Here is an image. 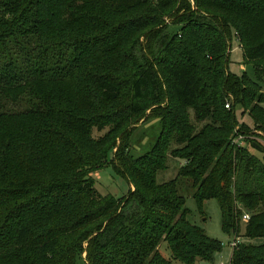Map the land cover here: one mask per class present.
Masks as SVG:
<instances>
[{"label":"trees","instance_id":"trees-1","mask_svg":"<svg viewBox=\"0 0 264 264\" xmlns=\"http://www.w3.org/2000/svg\"><path fill=\"white\" fill-rule=\"evenodd\" d=\"M154 106L161 133L136 158L126 123ZM239 109L264 129V0H0V264H78L84 252L88 264L212 263L223 244L191 223L182 185L200 208L218 201L228 236L248 214L257 242L230 264H264V156L233 144L238 127L251 134ZM170 155L186 163L159 183ZM110 156L134 187L124 198L84 173Z\"/></svg>","mask_w":264,"mask_h":264},{"label":"rangeland","instance_id":"rangeland-1","mask_svg":"<svg viewBox=\"0 0 264 264\" xmlns=\"http://www.w3.org/2000/svg\"><path fill=\"white\" fill-rule=\"evenodd\" d=\"M177 19V15H173V11L171 13H162V20L165 21V23L168 26H171V23ZM173 27V26H171ZM173 29H170L169 31H172ZM132 38V37H131ZM143 37L140 38V41H143ZM130 41V38L128 39V42ZM131 42V41H130ZM129 42V43H130ZM231 57H230V71L234 74L241 75L247 70V67L244 65L243 60V52L240 48V45L237 40H233L232 42V50H231ZM111 58V57H110ZM127 101V98H122L120 100L119 106L121 107L125 104ZM229 100L227 101V104H229ZM42 103L38 102V110L42 112L44 111L42 108ZM165 104H163L164 106ZM13 106V105H9ZM23 107V106H22ZM191 115L193 118V112L191 111ZM238 119L240 123H245L250 126L251 134H253L254 131L260 130L258 128L254 127L253 121L250 118V116L246 113L245 115L242 114V110L239 109L237 113ZM194 120V118H193ZM204 123L198 124L197 129H200ZM241 125V124H240ZM125 128H127L128 132V139L127 142L129 145V152L131 155L137 157H141L148 153L151 148L156 143V140L158 139L160 133H161V125L159 120V109L158 106H154L144 112L141 115H138L136 118H132L129 122L126 123ZM242 130L245 131V129L242 127H238L235 130V133L231 136L232 142L234 139L238 138L239 135H242ZM264 130V129H262ZM110 130L109 128H106L103 131H99L98 129L93 130V137L91 138L92 141L90 143H94L95 141L103 139L105 136L109 134ZM124 134V130H121L120 132H116L114 134L109 135V139H114V141L119 142L122 138V135ZM250 134V135H251ZM68 137H71L70 134H67ZM110 136L114 137L111 138ZM255 137V136H252ZM72 138L74 140H83V137L80 135H74ZM244 139V138H243ZM254 139V138H253ZM252 139V140H253ZM245 139L243 140V142ZM251 141V140H249ZM121 142V141H120ZM248 141L246 140L244 145ZM262 143V144H259ZM255 143L263 148L264 152V143L259 142ZM123 144H126L125 142ZM234 144V143H233ZM250 144V142H248ZM119 147V144L117 145ZM250 151L253 155L259 157L262 159L264 156L263 152H260L256 150L255 148L250 147ZM85 147H89L88 142L85 144ZM175 145L171 147L170 152L175 149ZM117 149H113L112 153L110 155H113L116 153ZM116 155V154H115ZM112 157L110 156L109 161H107L106 165L102 166L98 169H91V167H87V169L84 171V173L87 174V177L93 178L95 182V189L100 195H113L116 198H124L127 196L130 192V190H134V187L123 177L119 176L113 166L116 163L114 160H111ZM186 161L181 160L180 158H174L169 156L168 159V168L160 172L158 174V182L159 183H167L171 180H174L178 176V172L180 171V168L185 165ZM57 172H60L57 170ZM182 193L186 197V207L190 211L189 220L192 224L197 225L204 229L206 234L215 239L218 240L223 244V251L215 256L214 262H204V261H197L195 264H229L232 257L233 249L230 247V241L234 240L233 236H228L225 234L222 230V213L221 208L219 206V203L216 199L207 200L203 203L202 209L200 208L199 204L194 200L192 197V192L186 185H182ZM245 223L242 220L241 224V231L238 235L240 238V242L244 244H250L257 241H251L245 237ZM160 251L164 255V257L168 260L172 259L171 251L167 244L163 243L161 245ZM174 264H183L179 261L173 260ZM78 264H88L87 261V252H84L82 254V259L78 260Z\"/></svg>","mask_w":264,"mask_h":264},{"label":"built area","instance_id":"built-area-1","mask_svg":"<svg viewBox=\"0 0 264 264\" xmlns=\"http://www.w3.org/2000/svg\"><path fill=\"white\" fill-rule=\"evenodd\" d=\"M226 108L230 109V103L226 105ZM252 136H255V137H252ZM243 138L245 139V141L246 140H251L254 143H259V142H263L264 143V130L254 131L253 134H251L249 136L243 135V134L239 135L238 138L233 140V143L237 147H242V146H244V143H245V141L243 142V140H244ZM259 144H262V143H259ZM249 219H250V216L248 214H245L243 216V221L244 222H248ZM233 237H234V240L230 241V247L234 250L237 247V245L240 244L241 242H240V238L239 237H236V236H233Z\"/></svg>","mask_w":264,"mask_h":264},{"label":"water","instance_id":"water-1","mask_svg":"<svg viewBox=\"0 0 264 264\" xmlns=\"http://www.w3.org/2000/svg\"><path fill=\"white\" fill-rule=\"evenodd\" d=\"M253 148H255L256 150L263 152V148L257 144H253Z\"/></svg>","mask_w":264,"mask_h":264}]
</instances>
